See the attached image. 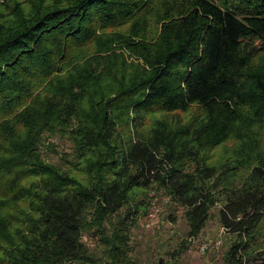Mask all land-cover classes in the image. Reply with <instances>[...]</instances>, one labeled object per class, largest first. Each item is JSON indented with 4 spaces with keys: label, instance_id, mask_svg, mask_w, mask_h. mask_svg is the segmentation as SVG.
I'll use <instances>...</instances> for the list:
<instances>
[{
    "label": "trees",
    "instance_id": "obj_1",
    "mask_svg": "<svg viewBox=\"0 0 264 264\" xmlns=\"http://www.w3.org/2000/svg\"><path fill=\"white\" fill-rule=\"evenodd\" d=\"M151 185L264 264V0H1L0 264H132Z\"/></svg>",
    "mask_w": 264,
    "mask_h": 264
},
{
    "label": "rangeland",
    "instance_id": "obj_2",
    "mask_svg": "<svg viewBox=\"0 0 264 264\" xmlns=\"http://www.w3.org/2000/svg\"><path fill=\"white\" fill-rule=\"evenodd\" d=\"M49 141L41 152L43 161L60 170L70 168L69 163L73 162L71 142L66 137H52ZM143 199L148 206L129 231L128 257L132 264H223L233 236L217 221L220 202L210 208L199 233L189 237L183 209L173 204L156 185L145 191ZM216 241L218 245L214 244ZM83 242L90 252L100 255L103 248L96 238L85 235ZM201 245L208 246L205 252L198 250Z\"/></svg>",
    "mask_w": 264,
    "mask_h": 264
},
{
    "label": "built area",
    "instance_id": "obj_3",
    "mask_svg": "<svg viewBox=\"0 0 264 264\" xmlns=\"http://www.w3.org/2000/svg\"><path fill=\"white\" fill-rule=\"evenodd\" d=\"M151 216V214L149 215V217ZM215 245H218L219 244V241H216L214 243ZM208 246L207 245H201L199 246L198 250L202 253V252H205L207 250Z\"/></svg>",
    "mask_w": 264,
    "mask_h": 264
}]
</instances>
